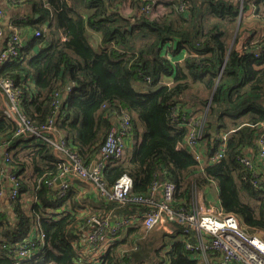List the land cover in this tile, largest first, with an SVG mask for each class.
Returning a JSON list of instances; mask_svg holds the SVG:
<instances>
[{
    "label": "trees",
    "instance_id": "obj_1",
    "mask_svg": "<svg viewBox=\"0 0 264 264\" xmlns=\"http://www.w3.org/2000/svg\"><path fill=\"white\" fill-rule=\"evenodd\" d=\"M1 2L9 12L3 29L11 25L30 34L0 65V77L13 79L20 91L19 109L30 125L51 120L52 136L62 137L87 165L114 118L127 114L132 138L140 139L132 152L108 159L101 173L106 190L122 174L132 180L130 196L148 195L154 184L169 181L171 205L188 210L196 189L212 186L222 211L235 216L245 233L264 234V182L237 160L248 150L258 154L264 123V32L257 37L246 29L241 36L242 0H164L165 10L153 17L159 0ZM255 4L264 14V0ZM166 77L172 81L164 83ZM5 103L0 99V191L10 212L0 199V264L90 263L78 230L91 216L135 217L112 238L104 236L94 264L216 263L218 253L202 258L186 248L197 242L196 232L176 222L154 245L144 236L143 204L107 201L97 191L93 200L71 181L62 193L55 185L63 169L60 153L33 135H16ZM190 112L205 121L199 160L183 147ZM222 135L223 155L211 163ZM22 248L33 254L19 260Z\"/></svg>",
    "mask_w": 264,
    "mask_h": 264
},
{
    "label": "built area",
    "instance_id": "obj_2",
    "mask_svg": "<svg viewBox=\"0 0 264 264\" xmlns=\"http://www.w3.org/2000/svg\"><path fill=\"white\" fill-rule=\"evenodd\" d=\"M149 5H146L147 11ZM6 17L0 0V65L5 61L12 59L17 54V49L22 46V40L18 30L9 26L3 29L2 18ZM40 32L36 31L35 36ZM68 90V89H67ZM0 91L6 97L4 114L13 118L17 123L15 134H30L41 141L52 144L54 149L60 153L63 165L60 171L58 185L60 191L64 193L70 183L69 179H81L93 185L95 191L102 195L107 201L124 202L131 200L145 205L142 214V225L147 231L159 230L170 233L172 223L176 222L185 227V231L193 229L196 232L197 242L187 244L186 248L194 255L205 256L208 252L218 253L217 264H264V234H247L239 226L237 219L232 214L224 213L221 207H203L199 198L194 193L193 201L188 210L184 207L175 208L171 205L174 185L169 181L154 184L148 195L130 196L132 180L126 174L117 178L111 190H106L101 182V173L104 165L110 158H121L125 154L126 139L132 138V124L127 114H121L114 118L113 125L105 140L100 145L95 157L87 165L76 152L69 149L66 141L62 137H53L54 126L50 120L40 127H34L29 124L25 116L19 109L20 91L11 78L0 77ZM57 107V106H56ZM190 131L183 143V147L191 152L195 159L199 160L202 156L201 142L204 137V118L195 117L188 113ZM222 143L217 151L209 158L211 163L218 161L223 155L225 147V135L221 136ZM258 146V155L264 158V123H259V130L256 138ZM1 150V147H0ZM237 160L247 168L253 170L254 164L251 156L241 154ZM92 166V167H91ZM254 174L255 171H253ZM11 182L13 179L8 178ZM257 181L253 180L256 185ZM0 191V199L3 197ZM16 195L13 189L10 197ZM2 204L0 202V213ZM135 221L132 216L129 220L126 217L119 216L112 218L110 216L97 217L91 216L87 219L85 225L79 227L78 235L82 248L93 259L88 264H94V261L103 253L104 244L101 243L105 235L109 238L115 236L118 231ZM107 233V234H106ZM42 236H40V239ZM108 244V242L106 243ZM105 244V245H106ZM33 252L21 249L18 258H28Z\"/></svg>",
    "mask_w": 264,
    "mask_h": 264
},
{
    "label": "crops",
    "instance_id": "obj_3",
    "mask_svg": "<svg viewBox=\"0 0 264 264\" xmlns=\"http://www.w3.org/2000/svg\"><path fill=\"white\" fill-rule=\"evenodd\" d=\"M159 1H160V3H157L156 4L157 6L155 7L156 13H153L152 17L154 15H156L157 13L160 14L161 12H163L165 10L164 0L163 1L159 0ZM242 1L244 2V9L242 12V5H241L243 23H242V27L240 29V34H241V36H243L245 33L244 31L246 29H252V30L254 29V33L257 35V37H259L260 33L264 32V14L260 13V12L256 13L257 12V9H256L257 6L255 4L256 0H242ZM259 9H261V6H259ZM25 12H27V11H25ZM124 12L127 15H130L134 11L130 7H128V5L126 4L124 7ZM21 14H19V15H21ZM8 16H9V12L6 13V17L4 18L5 23H6V19L8 18ZM88 31H90V35L92 36L93 42L98 43L100 41V37L98 36V34L95 32H92L89 29H88ZM26 35L30 36V34L25 33V31L23 29H20V37H21L23 45H25L28 41ZM232 42L230 45H232ZM236 45H237V43H236ZM184 56L185 55H183L180 52L178 54V60H181V59L183 60ZM171 81H172L171 77H166L163 79L164 83H169ZM139 139H140V137L138 138V140ZM138 140H137V137H134V136H133V138H127L126 139L125 153L132 152L133 145ZM247 153H249V155L250 156L252 155V157H253V164H254L253 171H255V173H257L259 175L260 181L264 182V158H260L259 155L255 154L252 150H248ZM57 180H59V179H57ZM56 181H55V183H57ZM70 181H71V184L73 185V187H80V191L82 193H84L86 197L92 198L93 200H95V198H96L95 192L96 191H95V189L91 183L83 182V181H75V180H70ZM6 183L8 184V181H6ZM196 195L199 198L198 200L201 203V205L205 208L207 206L208 207H214V208H217L220 206L218 195H217V190L215 187L200 186L196 189ZM1 201L4 203L5 208L10 212L9 206H8V199L3 196L1 198ZM256 234H261V232H258ZM200 257L203 258L205 256H200ZM215 264H217V260H216Z\"/></svg>",
    "mask_w": 264,
    "mask_h": 264
},
{
    "label": "rangeland",
    "instance_id": "obj_4",
    "mask_svg": "<svg viewBox=\"0 0 264 264\" xmlns=\"http://www.w3.org/2000/svg\"><path fill=\"white\" fill-rule=\"evenodd\" d=\"M141 86V84H140ZM134 87L136 89H138V84L137 83H134ZM66 89H70V85H68L66 87ZM2 93V92H1ZM3 94V93H2ZM5 95L3 94L0 95V99L5 101ZM163 232L162 231H158V230H150L149 232H145V237L148 238V240H150L154 245H160V240H161V236H162ZM124 235V233L122 234V236ZM121 236V237H122ZM206 256V255H205Z\"/></svg>",
    "mask_w": 264,
    "mask_h": 264
},
{
    "label": "water",
    "instance_id": "obj_5",
    "mask_svg": "<svg viewBox=\"0 0 264 264\" xmlns=\"http://www.w3.org/2000/svg\"><path fill=\"white\" fill-rule=\"evenodd\" d=\"M215 128H216L215 126H212V130H213V131L215 130ZM91 167H92V166H91ZM56 182H57V184H58V183H59V180H57Z\"/></svg>",
    "mask_w": 264,
    "mask_h": 264
}]
</instances>
